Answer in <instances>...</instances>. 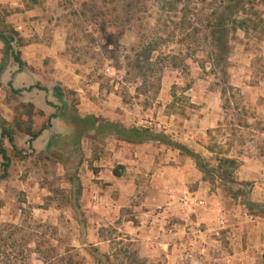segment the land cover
Listing matches in <instances>:
<instances>
[{
	"label": "rangeland",
	"instance_id": "374dc122",
	"mask_svg": "<svg viewBox=\"0 0 264 264\" xmlns=\"http://www.w3.org/2000/svg\"><path fill=\"white\" fill-rule=\"evenodd\" d=\"M19 5L0 6V31L15 30L7 23L15 15L33 31L45 28L48 36L43 38L65 41L64 55L83 77V87L97 88L95 101L116 108L126 127L164 133L216 170L204 174L186 153L157 143L170 158L179 153L184 166L195 168L198 179L187 189H205L213 197L207 207L214 208L211 218L199 220L193 211L196 195L186 205L184 191L181 200H167L168 205L76 200L71 187H80V163L88 156L104 159L116 144L89 135L81 151L68 125L63 134L72 155L61 151L51 160L35 154L19 158L27 168L20 180L32 177L38 188L11 185L5 192L8 200H0V264H44L38 243L45 251L53 248L55 255L85 264H99L92 248L110 256L108 264H226L235 220H242L237 229H245L251 217H264V207L250 205L255 182L241 181L239 175L244 159L264 160V25L252 30L264 21V1L20 0ZM223 14L228 15L227 27L231 16L250 21L249 32L239 30L230 42L228 77L213 71L211 61L216 52L224 54L213 46L209 31ZM228 80L239 91L235 97L227 93L229 102H224ZM69 100L78 105L74 92ZM221 158L235 159L237 167L220 169ZM3 194L0 187V198ZM151 208L155 212L140 217Z\"/></svg>",
	"mask_w": 264,
	"mask_h": 264
},
{
	"label": "crops",
	"instance_id": "0c3cea01",
	"mask_svg": "<svg viewBox=\"0 0 264 264\" xmlns=\"http://www.w3.org/2000/svg\"><path fill=\"white\" fill-rule=\"evenodd\" d=\"M19 3L20 0H0V6L9 5L10 8L21 7ZM7 23H11L23 39L24 46L18 45L17 38L12 41L11 46L14 51L21 53V59L25 65L20 67L9 53L10 50H7L4 42L0 40V142H3L11 158L7 176L0 180V187L4 189L0 200H8L9 194L5 192L7 188L11 189V185L26 190L38 188V183L32 182V177L26 183L20 180L24 173L23 169L27 168L23 166L25 159H19L20 157H16V154L43 155L50 158L49 160H51L50 156L59 155L61 151L72 155L74 149L70 146L68 139L65 140L63 134L64 129L71 124L62 117V113L69 114L71 109H75L76 114L82 118L93 115L126 125L124 120L118 118V110L111 104L103 105L95 101L94 98L99 95L96 87H83L84 83L81 84L83 77L76 73L68 57L64 55L65 41L57 36L52 37V40L43 38L48 36L45 28L37 27L33 31L20 16L14 15ZM31 25L34 27L35 24ZM36 85L44 89L30 90V87ZM12 90H18L19 93L14 94ZM70 92H74L79 98L78 105H74L69 100ZM21 104L33 105L35 110L44 114L45 118H53H51V126L36 140L30 142L28 135L17 131L15 135H12L14 139L12 144L7 138H2L1 126L9 127L12 124L16 109ZM85 138L78 143L81 151H83L82 143ZM106 139L112 140L116 145L110 148L104 159L92 160L91 156H88V160L80 163V174H78L81 178L80 196L76 200H150L151 205H168L167 200H181L183 197L181 193L184 191L188 193L187 200H191L193 195H196L195 200L198 205L193 211L197 212L196 217L199 220L205 216L212 217L214 205L207 207V200H213V197L202 188L195 193L187 189L194 180L198 179L197 171L193 166H184L185 160L180 159L179 153L174 154V158H170L171 154L163 146L154 142L130 145L117 140L114 136ZM58 141L59 148L55 146ZM117 145L131 147L133 150L118 148ZM20 162L23 165H20ZM2 164L3 159L0 156V176L4 174ZM117 166L124 167L121 170V177H116L113 173ZM239 175L241 181L255 182L254 194L250 201L262 210L264 207V160L260 157L244 159L240 164ZM73 188L72 185V194ZM172 204L174 203L169 205ZM133 208L142 209L136 207V204ZM153 210L151 208L139 215L140 217L149 215L155 212ZM246 218L245 221H248L249 217L246 216ZM241 222V219L235 220L228 238L231 242L230 253L223 261L226 264H264V217L256 216L254 219L251 217V222L245 228L247 230L242 226L236 228V224ZM133 230H137V227Z\"/></svg>",
	"mask_w": 264,
	"mask_h": 264
},
{
	"label": "trees",
	"instance_id": "16d2710c",
	"mask_svg": "<svg viewBox=\"0 0 264 264\" xmlns=\"http://www.w3.org/2000/svg\"><path fill=\"white\" fill-rule=\"evenodd\" d=\"M264 1V0H263ZM226 16L225 14L218 16L215 23H210V40L213 44V46L219 51H223L224 54H219V52H216L215 58H213L212 61V69L215 71H221L224 76L228 77V65H229V58L227 57V54H229L231 50L230 42L234 39H236V34L239 30H244V32L248 33L250 30V27L248 26L249 20H243L241 18H236L235 16H231L230 19V27L226 26ZM261 23V24H260ZM264 25V21L260 20L258 24H254V28H252L253 31H257V26ZM264 30V28H263ZM16 35L18 36V45L24 46L23 39L19 36L18 32L15 30H9L7 32L0 31V40L4 42L6 45V49L10 50L9 53L12 54L14 60L16 63L20 65V67H23L25 64L21 59V53L19 51H14V49L11 46L12 40L7 35ZM13 37V36H12ZM147 63H149V59L147 60ZM140 67V66H138ZM205 69V67H204ZM227 87L222 90V100L224 102H229L226 100L227 93L232 94L233 97H235V93L239 90L232 85L229 84V80L226 81ZM1 86V82H0ZM40 89L43 90L39 85L30 87L31 89ZM14 94L19 93L18 90H12ZM73 94V92H70ZM16 115L14 118V121L9 127H6L5 125L1 126L2 131V138H7L10 143L13 144V134L15 135L17 131L25 133L29 136L30 142L36 140L40 135L51 126V118H45L44 114L40 111L35 110L33 105L30 104H21L16 109ZM67 113V112H66ZM62 113V117L66 118L68 122H70L71 126H73L75 130L76 136L74 137V142L78 143L82 138L86 137L89 138V135H92L98 140H104L109 136H114L117 140L130 144V145H142L148 142H154L159 144H164L168 146H172L184 153H186L189 157L194 159L196 161V165L198 169H200L201 172L204 174L207 173H213L216 170H209L207 166L204 164L203 158L196 153L190 151L188 148L176 144L170 138L164 134V133H157L150 129H142L137 127H126L125 125L121 123L116 122H110L106 120H102L100 118H97L93 115L86 116L84 118L78 116L76 114L75 109H71V112H68L69 114ZM66 114V115H65ZM45 118V119H44ZM57 140V139H56ZM59 141L56 142L55 146L59 148ZM0 156L3 159V169L4 174L0 176V180L6 178L7 171L10 167L11 158L8 155L7 150L3 146V142H0ZM21 154H16V157H21ZM219 161V168L222 169L223 167H227L231 165L233 167H237V161L235 159L231 158H221ZM124 167L117 166L114 169V175L116 177H121L122 173L121 170H123ZM225 175L228 178H231L232 173L229 171H225ZM80 190V187L77 185L73 188V197L77 199V192ZM252 207H257L255 204H250ZM41 243H38L37 251L40 255V259L44 264H85L82 261H76L73 257L70 256H59L55 255L54 249L50 248V251H45L42 248ZM92 254H94L96 262L99 264H108L110 263V256H100L98 250L95 248H92Z\"/></svg>",
	"mask_w": 264,
	"mask_h": 264
},
{
	"label": "built area",
	"instance_id": "2783aa9c",
	"mask_svg": "<svg viewBox=\"0 0 264 264\" xmlns=\"http://www.w3.org/2000/svg\"><path fill=\"white\" fill-rule=\"evenodd\" d=\"M187 197H188V193H187V192H184V200H185L184 203H185L186 205L189 204V203H188L189 201L187 200ZM220 220H221V223H222V224L225 223V221H224V217H223V216L220 218Z\"/></svg>",
	"mask_w": 264,
	"mask_h": 264
},
{
	"label": "water",
	"instance_id": "95a60500",
	"mask_svg": "<svg viewBox=\"0 0 264 264\" xmlns=\"http://www.w3.org/2000/svg\"><path fill=\"white\" fill-rule=\"evenodd\" d=\"M12 41H14L15 40V37H12V36H10V35H7Z\"/></svg>",
	"mask_w": 264,
	"mask_h": 264
}]
</instances>
